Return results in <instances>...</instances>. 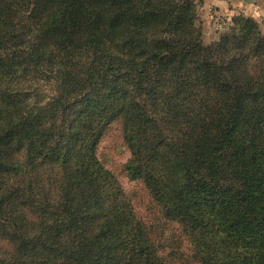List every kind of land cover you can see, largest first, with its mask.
<instances>
[{
	"label": "trees",
	"instance_id": "16d2710c",
	"mask_svg": "<svg viewBox=\"0 0 264 264\" xmlns=\"http://www.w3.org/2000/svg\"><path fill=\"white\" fill-rule=\"evenodd\" d=\"M114 121L194 264H264V33L206 44L196 0H0V264H186L99 160Z\"/></svg>",
	"mask_w": 264,
	"mask_h": 264
},
{
	"label": "rangeland",
	"instance_id": "374dc122",
	"mask_svg": "<svg viewBox=\"0 0 264 264\" xmlns=\"http://www.w3.org/2000/svg\"><path fill=\"white\" fill-rule=\"evenodd\" d=\"M196 1L199 4L202 39L206 44L228 31L232 25V17L238 14L253 17L264 33V3H253L251 0ZM97 155L121 183L131 199L136 215L146 225L159 253L170 261L194 264L191 243L178 223L164 217L141 180L127 176L125 164L129 151L123 142L119 122H112L104 132L97 146ZM7 249L8 245L0 242V252Z\"/></svg>",
	"mask_w": 264,
	"mask_h": 264
},
{
	"label": "crops",
	"instance_id": "0c3cea01",
	"mask_svg": "<svg viewBox=\"0 0 264 264\" xmlns=\"http://www.w3.org/2000/svg\"><path fill=\"white\" fill-rule=\"evenodd\" d=\"M218 2H220L221 0H217ZM251 2H259V4H261V3H264V0H258V1H256V0H251Z\"/></svg>",
	"mask_w": 264,
	"mask_h": 264
}]
</instances>
